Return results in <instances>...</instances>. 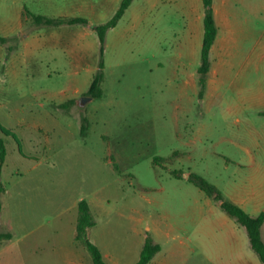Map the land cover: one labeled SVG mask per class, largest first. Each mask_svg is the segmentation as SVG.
<instances>
[{"label": "rangeland", "instance_id": "1", "mask_svg": "<svg viewBox=\"0 0 264 264\" xmlns=\"http://www.w3.org/2000/svg\"><path fill=\"white\" fill-rule=\"evenodd\" d=\"M250 2L245 36L212 57L204 94L201 49L179 23L156 22L158 11L141 0L140 19L128 13L107 34L102 99L87 95L100 51L80 65L78 76L67 64L49 65L64 71L52 78L27 76V70L10 78L1 68L0 138L7 148L1 180L7 191L0 233L13 237L0 241V264H93L75 240L83 199L96 220L88 237L108 264H136L148 236L162 247L150 264H262L244 227L187 180L197 174L228 198H249L248 213L257 205L264 211V64L242 72L245 57L264 54V0ZM119 6L111 0L104 11L75 17L90 18L93 27ZM25 7L67 16L63 0H0V35L11 34L0 43L5 59L31 26ZM36 28L45 33L53 27ZM92 34L87 41L99 42ZM77 88L78 99H92L62 109L54 94L65 89L73 96ZM47 112V129L29 126ZM81 116L89 121L85 136Z\"/></svg>", "mask_w": 264, "mask_h": 264}, {"label": "crops", "instance_id": "2", "mask_svg": "<svg viewBox=\"0 0 264 264\" xmlns=\"http://www.w3.org/2000/svg\"><path fill=\"white\" fill-rule=\"evenodd\" d=\"M116 1H120V4L122 2V0ZM137 1L139 0H134L125 13V15L131 13L134 21L140 19V11L144 10L140 9L138 11V6L136 5ZM141 1H143L146 9H150L152 12L158 11V15L161 17V19L155 18L156 22L161 20L170 28L171 25L173 26V24L176 22L179 23L183 26V29L180 30L189 32L188 42H190L191 45H194L196 49H202L205 15L203 0H181L180 4H177L179 0ZM110 2L111 0H102V3L86 2L85 0H63V8L66 9L64 13L67 16L62 17H75L80 14L86 15L88 13L91 14L96 13L97 11H104L110 6ZM250 3V0H214L213 7L215 21L218 27V35L211 50L210 56L212 64L210 71H212L214 64L212 57H218L226 45H234L245 36L246 27L244 23L248 20V16L246 15L251 12ZM161 4L165 5L162 7ZM34 14L57 17L43 12H34ZM177 14L180 16V18L176 20L174 19V16ZM88 20L89 24L83 25L85 29L84 31L77 30L64 33H61L60 29H62V27L74 25H62L59 26V28L53 27L52 29H48L45 31V33H34L33 30L37 29V26L30 22L31 26L29 30H27V35H24L22 42L18 45L19 48H16L14 51H12L7 59H5V57L3 58L2 55L0 56V70L2 67L6 68L5 73L10 78L12 76L17 77L18 72H22L24 70H27V76L32 74L38 78H52L55 72L56 75L61 76L64 71L60 66H55V69L50 70L49 65L67 64L72 68V75L78 76L79 74L77 73H79V68H81L80 65L88 62L89 58L96 55V53L99 51V42L95 43L94 41H87V38L93 36L92 33L95 31L93 27H91V19L88 18ZM18 28L17 30L19 31L21 28ZM17 30H13V32H17ZM0 37L6 39L4 43L0 42L2 45H4L8 42V38L11 37V34L7 33L5 35H0ZM262 47H264V43L262 44ZM196 52H198V50ZM243 62L246 63V66L243 68L242 72L245 70H250L251 68L259 70L261 68L260 64H264V54L261 53L257 55H249L245 57ZM94 71L95 68L90 72ZM75 93L76 95L70 96L67 94V90L58 89L54 96L59 95V97H61L59 100L62 109H69L70 106H74L77 101H81V99L77 98V96H80L79 94H81L79 88L75 89ZM70 101H74L75 103L67 104ZM65 104L66 106H64ZM29 126H39L47 129L49 126V113H45L43 120L39 119V121L33 122ZM229 199L238 204L245 211L246 208L250 206L248 204L249 198L230 197ZM261 210L262 205H257V209L255 211L256 213H252L251 215H258ZM156 256L153 258V260L156 258Z\"/></svg>", "mask_w": 264, "mask_h": 264}, {"label": "trees", "instance_id": "3", "mask_svg": "<svg viewBox=\"0 0 264 264\" xmlns=\"http://www.w3.org/2000/svg\"><path fill=\"white\" fill-rule=\"evenodd\" d=\"M134 0H122L114 16L104 24L93 26L100 43V61L96 74L93 76L87 95L93 99H102L104 96L103 83L105 81V62L104 53L107 40V34L114 29L125 15L127 9ZM214 0H203L204 6V37L201 49V63L198 68L199 85L201 94H204L207 87V76L211 69V50L218 35V27L214 15ZM23 16L29 18L32 24L36 26H62V25H88L89 20L84 17H50L41 14H34L28 8H24ZM5 38L0 37V42L4 43ZM70 101L67 104H74ZM66 106V104L64 105ZM89 129V121L85 116H81V135L85 136ZM7 157V148L2 138H0V212L2 211V196L6 193V187L1 180L4 164ZM173 174L180 176L177 171ZM182 174V172H181ZM190 183H193L200 190L204 191L209 197L213 198L220 206L222 211L233 218L247 232L250 246L257 254L259 260L264 264V211L258 215H251L238 204L231 201L215 186L206 181L197 174H190L187 177ZM96 225L91 206L87 200H81L78 204V216L76 224L75 240L83 244L92 257L93 264H108L105 261L101 249L90 241L88 230ZM13 235L10 232L0 233V241L11 240ZM162 247L151 236L146 238L145 244L140 254V259L136 264H149L153 258L161 251Z\"/></svg>", "mask_w": 264, "mask_h": 264}, {"label": "water", "instance_id": "4", "mask_svg": "<svg viewBox=\"0 0 264 264\" xmlns=\"http://www.w3.org/2000/svg\"><path fill=\"white\" fill-rule=\"evenodd\" d=\"M91 99H92L91 97H89V98H87V97L85 98V97H84V98L81 99V101H83V102H87L88 100H91Z\"/></svg>", "mask_w": 264, "mask_h": 264}]
</instances>
